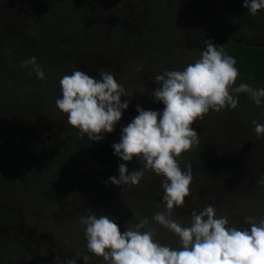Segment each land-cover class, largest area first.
I'll use <instances>...</instances> for the list:
<instances>
[{
	"label": "rangeland",
	"instance_id": "1",
	"mask_svg": "<svg viewBox=\"0 0 264 264\" xmlns=\"http://www.w3.org/2000/svg\"><path fill=\"white\" fill-rule=\"evenodd\" d=\"M131 1L121 0L122 7L120 5L117 11L115 8L111 11L106 9L108 13L119 15L117 25H113V28L120 31V41L123 42L120 48L108 38L103 41L101 38L102 43L95 42L94 38L97 39L99 35L94 23L97 19L92 18V11L90 32L95 33H89L91 38L77 46L71 54L59 56L44 48V41H49L46 35L45 39H29L27 44L32 55L49 61L57 73L55 79L44 88L38 87L33 70L23 69L17 63L10 62L12 73L24 94L21 99L41 92L46 103L42 113L27 118L34 135L48 139L70 130L79 135L77 129L68 125L66 114L55 103L60 97V78L66 74L71 75L74 70L83 71L96 79H100L101 71H110L118 83L134 94V101L121 96L122 101H129V106L122 110V117L114 131L103 133L104 137L114 143L120 141L121 128L138 115L137 105L145 110H163V103L156 102L152 96L154 89L159 86L154 77L165 71L183 70L187 66L181 60L184 58L185 42L193 33L188 24L193 22L187 20L176 0L166 1L165 12L171 22L178 24L184 36V47L169 64L157 65L152 62L146 50V40H152L157 29L151 27V30L146 31L144 27L147 26L143 22L135 21L137 10L124 6ZM29 6L30 0H10L0 8V65L7 60L4 48L10 39L18 36V26L27 16ZM94 7L96 13L99 5ZM96 15L98 17L99 13ZM183 16L186 21H183ZM217 17L230 38L264 43V9L252 16L243 7L237 14L239 23L230 22L224 14L218 12ZM195 18L192 16V21ZM141 29L146 31L144 37L147 38L143 37L136 43L134 38ZM205 40H208L206 36L200 37V41ZM126 46L128 50H125ZM201 52L194 57L195 60ZM97 65H102V68L95 72ZM138 68L140 71H137ZM40 85L44 84L40 82ZM21 99L0 101L1 139L4 138L7 124L20 117ZM192 127L198 133L199 144L193 147L198 150L197 165L200 169L198 174L193 175L190 193L196 189L197 194L192 200L185 198L184 206L177 208L171 218L187 225L193 210L200 212L211 205L217 216H228L230 224L241 229L249 226L244 221L245 217L257 223L264 219V194L258 183L260 176L264 175V141L256 136L252 123L236 108H226L220 112L210 110L203 120H197ZM88 141L93 140L86 135L83 138L79 135L71 157L65 164L56 167L52 165V159L44 148L40 149L38 156L45 161L46 169L56 168L53 175L56 180L55 191L48 199H35L25 193L22 185H9L0 176V251L19 264H66L69 258H76L77 253L91 256L89 264H104L102 258L87 252L85 226L80 223V217L93 213L114 219L121 231L147 218L149 223L145 230L155 229L156 240L172 248L180 247L178 237L152 220L155 213L163 211L161 178L149 172L139 186L106 183L109 177H118L119 172L110 167L107 171L97 167L87 154ZM11 160L13 156L7 144L0 140V166ZM124 163L129 171L142 167L135 158ZM65 241L70 243L65 244ZM9 264L15 263L12 261ZM77 264H84V261L78 258Z\"/></svg>",
	"mask_w": 264,
	"mask_h": 264
},
{
	"label": "clouds",
	"instance_id": "2",
	"mask_svg": "<svg viewBox=\"0 0 264 264\" xmlns=\"http://www.w3.org/2000/svg\"><path fill=\"white\" fill-rule=\"evenodd\" d=\"M243 7L255 16L264 9V0H243ZM203 43L200 57L183 70L155 75L159 86L152 96L163 103V110H145L137 105L138 115L121 128L120 141L111 145L113 154L121 161L131 162L135 158L142 167L129 171L122 162L118 165L119 176L109 177L106 182L133 187L140 185L146 173L159 176L163 211L155 213L152 220L178 237L180 247L172 248L156 240L155 229L145 230L147 218L121 231L107 215L80 217L85 226L87 252L102 258L104 264H264V219L257 223L245 217L249 226L241 229L230 224L228 216H217L211 205L200 212L193 210L187 225L171 218L191 194L192 166L186 164L187 170H182L177 158L199 144L192 125L203 120L210 110L235 109L238 97L234 94L246 93L258 106L264 98V88L246 83L234 87L239 77L236 59L212 40ZM23 63L33 66L38 79H45L35 57ZM59 85L56 106L81 138L86 135L93 141L104 139L103 133L114 131L122 110L129 106V101H122L121 96L131 92L110 71H101L100 79H96L74 70L71 75L62 76ZM252 123L256 136H264V124ZM78 258L89 264L91 256L77 253L66 264H77Z\"/></svg>",
	"mask_w": 264,
	"mask_h": 264
},
{
	"label": "trees",
	"instance_id": "3",
	"mask_svg": "<svg viewBox=\"0 0 264 264\" xmlns=\"http://www.w3.org/2000/svg\"><path fill=\"white\" fill-rule=\"evenodd\" d=\"M6 0H0V4ZM67 0H32V13L29 17L32 25L38 24L36 16H40L43 20H47L50 26L59 21L57 19L63 18L67 15L68 8L65 7ZM188 9L192 13H199L204 26L206 27L210 38L213 39L216 46H223L224 52L237 61L236 67L239 70V77L234 87L239 86L240 83H246L253 88H264V44H248L242 40H233L228 37L227 30L222 27L217 19L204 8H198L195 0H185ZM162 3L163 0H158ZM216 12L224 14L228 19L233 22L239 23L237 18L238 12L243 8V0H208ZM56 7V8H55ZM65 10L64 12H62ZM51 11H56L51 13ZM49 16L51 19H47ZM165 16V15H162ZM63 22V21H62ZM65 26L66 23H63ZM161 35L154 46V55L157 60H163L173 54L175 48L179 45L180 39L177 37V28L174 24L169 22L163 23ZM33 35L37 37L35 28H32ZM60 31V30H59ZM50 49H55L59 54L69 51V47L58 39L52 38L48 43ZM4 53L19 59L28 60L31 57L27 55V48L21 44L17 39H13L8 48H4ZM8 57L3 66H0V101L7 98L9 95L14 97L19 96V91L16 88L17 79L10 72L7 64ZM30 65H28L29 67ZM40 67L45 73V79L41 80L42 84L46 85L50 78V68L48 64L41 60ZM238 97L237 110L243 113V116L249 120L250 123L256 121L257 123L264 124V98H262L261 105H256L255 102L246 94H234ZM24 116L27 114H40L46 108L44 100L38 97H32L22 104ZM247 116V117H246ZM253 125V123H252ZM254 126V125H253ZM264 140V136H260ZM75 134L73 131H67L66 134H61L58 139L49 137L50 143L45 147L44 137L34 135L30 126L23 121H14L7 128L4 138L0 140L8 144L11 150L17 157V162L21 167L23 174V182L27 189L34 193L35 196L41 197L48 192H51L53 180L50 172H55L56 168L53 167L50 172L45 171L46 163L37 157L38 148H44L45 152L52 154L55 158L54 166L57 164H64L67 160L70 151L72 150ZM105 153V159L110 160L109 152L114 149L111 147L112 143L106 139L105 144H101ZM94 148L96 154V161L98 166L107 171L108 166L104 165L101 154ZM120 159L116 160L115 168H118ZM18 166L10 163L2 169L3 177L10 183L16 184L18 181ZM262 187L261 193L264 194V176L261 180ZM19 264V262L8 259V257L0 252V264H9L10 262Z\"/></svg>",
	"mask_w": 264,
	"mask_h": 264
},
{
	"label": "flooded vegetation",
	"instance_id": "4",
	"mask_svg": "<svg viewBox=\"0 0 264 264\" xmlns=\"http://www.w3.org/2000/svg\"><path fill=\"white\" fill-rule=\"evenodd\" d=\"M9 1L10 0H6L2 4H0V8H3L5 5H7L9 3ZM111 1L112 0H67L66 4H65V7L68 8V13H67V15L63 16L62 20L61 19H57L59 22L56 23V24H52L50 26V24H48L47 20H43L40 16H36V20L38 21V24L36 26V25H32L31 21H29L30 20L29 19L30 15L31 14L33 15V13H32V0H30V6H29L28 14H27L26 17L23 18V21L18 26L19 27L18 34H17L18 36L10 39L7 42L5 48L9 47V45H10V43H11V41L13 39H17L21 44H23L27 48L28 57L32 58V57H35V56H33L32 53L30 52L29 45L27 44V41L29 39H36V38L37 39H43L44 35H46L47 40L49 39V41H46V40L44 41V48L51 50V52L52 51L56 52L54 48L50 49L48 47V43L51 42L52 38H54V39H58L61 42L64 41V44H66L69 47V51H67L65 53H62V54H59V53L56 52V55L65 56V55L71 54L75 49L78 48L77 46L82 45V43L86 42L89 38H91L92 35L90 36L89 33H91L93 35L95 33L94 31L90 32L91 22H92L91 11L94 12V14L92 15V18L93 19L94 18L97 19V21L95 20L94 23L96 24L97 34L99 36H98L97 39L94 38V40H96L95 42L102 43L103 39H107L108 38V39H110L111 41L114 42L115 46H118L120 48V47L123 46V42L120 41V36H119V32L120 31L117 32V28L116 27L113 28V25H117L116 22L118 21L119 15L115 14V13H108V11L106 9L108 8V10L111 11V10H113L115 8L116 11H117L119 9L120 5L122 7V4H121V0H114V2L112 3L113 5L109 6L111 4ZM166 1L167 0H163V2L160 3V2H158V0H132L130 2V4L128 3V5H124V6H127V8H130V9H133V10L134 9L137 10V16H134V19H137V20H135L137 22H138V20H140L139 22H143L145 24V26H147V27H144V29L146 28V31L147 30H151V27H154V28L157 29L155 31L154 38L152 40H149V39L146 40V43H147L146 50L149 51V56H150V59L152 60V62H154L157 65H161V64L167 65V64H169L171 62V60L176 56V54L181 50V48L184 47V36L180 32V28H179L178 24L176 22H171L170 19H169V15L165 12V10H166L165 9ZM195 1L197 3V7L198 8L201 7V8L207 9L211 13V15L217 19L218 23L222 26V24L220 22V19L217 17L216 10L208 2V0H195ZM176 2L178 4H180L181 11L185 14V17H187V20L193 22V23H189L188 24V28L193 33L189 37V40H187L185 42V47L183 49L184 50V52H183L184 53V58L181 60L182 64L188 65V64L193 63L195 61L194 57L197 56V54L200 51L204 50L205 45H203L204 43L202 41H200V37L201 36H206L207 39L208 40H212V42L214 44H215V42L213 41V39L210 38V35H209L206 27L204 26L203 22H202L200 14L199 13H195L194 14V13L190 12L189 9H188V5L186 4L185 0H176ZM134 3H135V5H134ZM96 5H99V8H98V10L96 12V13H99L98 17H97V15L95 13V7L94 6H96ZM64 11L65 10H63L62 12H64ZM55 12L56 11H51L52 14L55 13ZM162 15H165V16H162ZM192 16L196 17L194 19V21H192ZM185 17L183 16V18H185ZM47 19H51V18L49 16H47ZM228 20L230 22H232V23H235V22L231 21L230 19H228ZM169 21H170V23H172V24H174L176 26V28H177V30H176L177 32L176 33H177V37H179V39H180V43L175 48V50H174L172 55H170L169 57H166L163 60H157L155 55H154V52H153L154 46L157 43V40H158L159 36L161 35L162 29L164 28L163 23H166V22H169ZM183 21H186V18L183 19ZM63 23H66V25L64 26ZM138 24H136V25H138ZM32 28H35V33L37 32V37L33 35L34 33H32V31H31ZM144 29H141L139 32H137V37L134 38V41L136 43H139L140 39H142L144 37V33L146 32V31H144ZM227 34H228V32H227ZM228 37H229V35H228ZM101 38H102V41H101ZM146 38H147V36L144 37V39H146ZM230 39H233V38H230ZM233 40H242V39H233ZM242 41H244V42H246L248 44H257V43L249 42L247 40H242ZM79 42H81V43H79ZM186 44H189L188 47L186 46ZM261 44H264V43H261ZM84 45H86V44H84ZM125 50H128V46H126ZM5 55H6V57L9 58L7 66H8V68H9L11 73H12V69L10 68V62L17 63L18 67H22L23 69L33 70V66L32 65H30L29 67L28 66H24V63H23L24 60L21 61L19 59H15V58L7 55L6 53H5ZM41 60L45 61L48 64L49 68H50V71H51L50 78L47 81V82L50 83L51 81H53L55 79L57 73H55V70H54L53 66L51 65V63L49 61L47 62L45 59L36 58V62H37L38 65H40ZM4 64H5V62L2 63V65H0V66H3ZM100 68H102V65H97V69H96L95 72H97V70L100 69ZM34 74H35V72H34ZM35 76H36V74H35ZM36 79H37L38 87L44 88L45 85H40L41 79H38L37 76H36ZM16 88L19 91V96L18 97H14L12 95H9L5 99H9V98H20L21 99V97H23L24 94L22 93L21 89L18 86V81H17V84H16ZM124 96H125L124 97L125 99L131 98V100L134 101V94L124 95ZM32 97H38V98L44 100V98L41 96V92H39L38 95L27 96L26 98L21 99L22 104L26 100L31 99ZM22 104H21L20 117L17 118V119L12 120L11 122H9L7 124L6 129H5V132L7 131V128L10 126V124L12 122H14V121H23V122H26L30 126V124L27 122V118H29L31 116L39 115V114H33V115L27 114L26 116H24L23 115L24 114V110L22 108ZM242 115H243V113H242ZM246 120H248V119H246ZM30 129H31V126H30ZM5 132H4V134H5ZM64 134H66V132H64ZM74 134H75V139L73 141L72 150L70 151L69 156H68L67 160L65 161V163L71 157L72 152H73V147H74L75 142H76V139L79 136L78 133H74ZM52 139H58V136L55 137V138H52ZM106 139H108V138L104 137V139H102L100 141H94V142L93 141H88V143L86 145L87 154H89L91 156V159L93 160L94 164L97 167H99L98 163L96 161V154H95L96 152L94 153V148H96L97 149L96 151H98L101 154L102 158H103L104 165L110 167L111 170L113 169V170L118 172V168H115L114 165L116 163V160H118L120 158L113 154L114 150L112 152H109L110 160H106L104 158L105 157V153H104V150L102 149V145L101 144L102 143L105 144V140ZM44 140H45V147H47V145L50 143V140H49V138L48 139L44 138ZM108 140H110L112 144L114 143L110 138ZM262 141H264V140H262ZM7 147H8V149L10 150V152H11V154L13 156V160H11V161H9L7 163H4L3 165L0 166V176L2 177V179L9 185H17V184L22 185L25 193H27L28 195L30 194L35 199L44 200V199H48L49 197H51V195L55 191V182H56V180L54 179L53 175L55 174L56 171L54 173L50 172V170L46 169L47 166H45V171L46 172H50V176H51V178L53 180L52 190H51V192H48L47 194H45V195H43L41 197L35 196L34 193H31L27 189L25 183L23 182V177H22L23 174L21 172V167H20V165L17 162V157L15 156V154L11 150V148L8 146V144H7ZM40 149L41 148H38L37 157L40 160H43L42 158H40L38 156V153H39ZM197 153H198V150L196 149V147H192V149L190 151L183 153L182 157L177 158L178 162H179V166L181 167L182 170L186 171L187 170L186 169V164H191V166H192V169H191L192 170V175L198 174V170L200 169V167L197 165V163H198ZM49 156L52 159V163H53L52 165H54L55 158L50 153H49ZM122 162L124 163V161L120 160L119 164L122 163ZM10 163L16 164L18 166V170H17V172H18V181H17L16 184H12V183L8 182L2 175V169L5 168ZM61 165H63V164H57L56 166H61ZM263 176L264 175L262 174L260 176L259 180H258V183H259V185L261 187H262V184H260V183H261V180H262ZM194 180L196 181L195 178H194ZM261 187H260V189H261ZM196 194H197V190L195 189L193 193H191L188 197H186V199L192 200V199H194V195L196 196ZM0 252L4 253L3 251H0ZM8 259L11 260L13 258L8 257ZM13 260H15V259H13Z\"/></svg>",
	"mask_w": 264,
	"mask_h": 264
}]
</instances>
